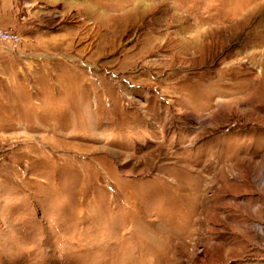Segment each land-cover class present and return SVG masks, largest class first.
Segmentation results:
<instances>
[{"label": "rangeland", "instance_id": "374dc122", "mask_svg": "<svg viewBox=\"0 0 264 264\" xmlns=\"http://www.w3.org/2000/svg\"><path fill=\"white\" fill-rule=\"evenodd\" d=\"M34 10L0 53V264H264V0Z\"/></svg>", "mask_w": 264, "mask_h": 264}, {"label": "crops", "instance_id": "0c3cea01", "mask_svg": "<svg viewBox=\"0 0 264 264\" xmlns=\"http://www.w3.org/2000/svg\"><path fill=\"white\" fill-rule=\"evenodd\" d=\"M42 1L48 0H0V28L19 33L25 41L30 39L34 41L38 38L35 33L39 29V25L36 24L39 17L34 8L37 3ZM33 49L34 47L26 42L25 44L22 43L19 51ZM5 51L11 52V46L0 42V53Z\"/></svg>", "mask_w": 264, "mask_h": 264}, {"label": "built area", "instance_id": "2783aa9c", "mask_svg": "<svg viewBox=\"0 0 264 264\" xmlns=\"http://www.w3.org/2000/svg\"><path fill=\"white\" fill-rule=\"evenodd\" d=\"M0 42L10 45L14 53H19L23 43V38L17 32L0 28Z\"/></svg>", "mask_w": 264, "mask_h": 264}]
</instances>
